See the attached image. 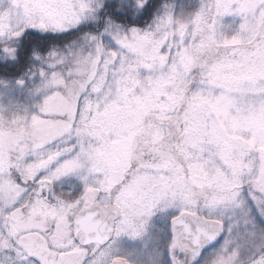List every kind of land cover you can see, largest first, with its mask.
Instances as JSON below:
<instances>
[{"label": "snow or ice", "instance_id": "6c2138e0", "mask_svg": "<svg viewBox=\"0 0 264 264\" xmlns=\"http://www.w3.org/2000/svg\"><path fill=\"white\" fill-rule=\"evenodd\" d=\"M0 264H264V0H0Z\"/></svg>", "mask_w": 264, "mask_h": 264}, {"label": "clouds", "instance_id": "9594fccd", "mask_svg": "<svg viewBox=\"0 0 264 264\" xmlns=\"http://www.w3.org/2000/svg\"><path fill=\"white\" fill-rule=\"evenodd\" d=\"M93 26L95 27V25H93ZM72 39L64 40V39L56 37L55 35L46 36L44 34H40V35L36 36L34 39V43L32 45L33 54H38L39 56H43L44 53L41 51V48L43 46H45V45L51 46L52 44H67ZM156 230H157V232H162L163 228L157 224Z\"/></svg>", "mask_w": 264, "mask_h": 264}, {"label": "rangeland", "instance_id": "374dc122", "mask_svg": "<svg viewBox=\"0 0 264 264\" xmlns=\"http://www.w3.org/2000/svg\"><path fill=\"white\" fill-rule=\"evenodd\" d=\"M73 37L71 36L69 39H72ZM68 40V39H66ZM156 223L158 225H160L162 228H163V231L162 232H158L156 233L157 237L159 238V241H160V248L163 249L164 247V241H165V236H164V233L167 231V225L165 223V221L163 219H157ZM139 256L142 258V259H145L147 260L148 259V253L147 252H143L141 251L139 253ZM152 256L155 257V258H159V253L156 252L155 250H152Z\"/></svg>", "mask_w": 264, "mask_h": 264}, {"label": "trees", "instance_id": "16d2710c", "mask_svg": "<svg viewBox=\"0 0 264 264\" xmlns=\"http://www.w3.org/2000/svg\"><path fill=\"white\" fill-rule=\"evenodd\" d=\"M71 36H61V37H58V38H61V39H64V40H66V39H69Z\"/></svg>", "mask_w": 264, "mask_h": 264}]
</instances>
